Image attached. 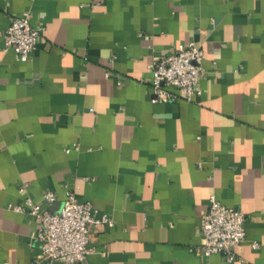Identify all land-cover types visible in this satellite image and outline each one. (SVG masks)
Returning <instances> with one entry per match:
<instances>
[{
    "label": "crops",
    "instance_id": "obj_1",
    "mask_svg": "<svg viewBox=\"0 0 264 264\" xmlns=\"http://www.w3.org/2000/svg\"><path fill=\"white\" fill-rule=\"evenodd\" d=\"M16 16L41 28L23 60ZM187 40L200 94L153 101L148 64ZM64 189L111 222L73 264H264V0H0V264H45L7 205ZM211 193L245 215L232 260L199 248Z\"/></svg>",
    "mask_w": 264,
    "mask_h": 264
},
{
    "label": "built area",
    "instance_id": "obj_2",
    "mask_svg": "<svg viewBox=\"0 0 264 264\" xmlns=\"http://www.w3.org/2000/svg\"><path fill=\"white\" fill-rule=\"evenodd\" d=\"M40 30L41 28L32 27L25 16L13 17L4 30L3 49L10 48L22 60L26 59ZM201 60L202 50L193 40L179 43L173 51L152 58L147 66L152 100L173 101L177 97L174 91L178 89L182 90V98L187 101L192 95H199L198 79L203 71ZM107 75L105 72L104 76ZM17 191L23 193L24 187H18ZM53 202V193L43 191L38 202L24 195L21 203L7 207L13 211H22L26 207L27 213L36 220L34 239L38 248V260L45 264L53 261L81 263L91 249L90 225H110L111 222L105 215L95 217L96 210L91 202L77 201L67 189H64V199L56 211L49 209ZM244 224L245 215L242 211L222 205L211 193L198 222L202 256L220 254L226 260H232L233 248L244 241ZM254 245L255 243L252 244Z\"/></svg>",
    "mask_w": 264,
    "mask_h": 264
},
{
    "label": "water",
    "instance_id": "obj_3",
    "mask_svg": "<svg viewBox=\"0 0 264 264\" xmlns=\"http://www.w3.org/2000/svg\"><path fill=\"white\" fill-rule=\"evenodd\" d=\"M61 206V203L59 204V205H52V207H51V210L52 211H56V210H58L59 209V207Z\"/></svg>",
    "mask_w": 264,
    "mask_h": 264
}]
</instances>
